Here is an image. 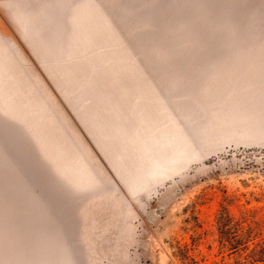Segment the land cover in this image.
<instances>
[{"label":"rangeland","instance_id":"374dc122","mask_svg":"<svg viewBox=\"0 0 264 264\" xmlns=\"http://www.w3.org/2000/svg\"><path fill=\"white\" fill-rule=\"evenodd\" d=\"M247 230L264 0H0V264H234Z\"/></svg>","mask_w":264,"mask_h":264},{"label":"trees","instance_id":"16d2710c","mask_svg":"<svg viewBox=\"0 0 264 264\" xmlns=\"http://www.w3.org/2000/svg\"><path fill=\"white\" fill-rule=\"evenodd\" d=\"M249 233H250L249 230H247L246 232L239 235L238 238L235 240L227 236H223L222 238L224 245L225 244H227L228 246L235 245V247L241 246L240 251L241 253L244 254V256L242 257V255H239L238 260H236L234 264H264L263 244L257 243L253 246V248L248 250L247 238ZM175 256L178 257V259L181 261L182 264H196V262L193 259L189 258L186 250L180 249L179 247L177 248V252Z\"/></svg>","mask_w":264,"mask_h":264}]
</instances>
